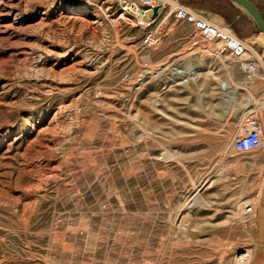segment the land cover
<instances>
[{"label":"rangeland","instance_id":"rangeland-1","mask_svg":"<svg viewBox=\"0 0 264 264\" xmlns=\"http://www.w3.org/2000/svg\"><path fill=\"white\" fill-rule=\"evenodd\" d=\"M163 1L147 47L119 0H0V264H250L264 146L232 139L262 74L171 5L264 36L236 4Z\"/></svg>","mask_w":264,"mask_h":264},{"label":"built area","instance_id":"built-area-1","mask_svg":"<svg viewBox=\"0 0 264 264\" xmlns=\"http://www.w3.org/2000/svg\"><path fill=\"white\" fill-rule=\"evenodd\" d=\"M157 5V13H161L166 7L164 1L156 3V0H119L120 15L133 26L143 30V42L147 47H154L160 42V31L153 28L157 17H150L152 9ZM171 13L177 21L191 24L203 40L220 43L221 50L230 53L237 60L248 79H252L260 71L264 91L263 57L253 49V43L233 35L227 29L194 13L187 6L177 3L171 5ZM263 146L262 125L252 112L245 113L241 118L239 132L233 136L232 147L238 152L245 153ZM250 210L248 207L247 211Z\"/></svg>","mask_w":264,"mask_h":264},{"label":"crops","instance_id":"crops-1","mask_svg":"<svg viewBox=\"0 0 264 264\" xmlns=\"http://www.w3.org/2000/svg\"><path fill=\"white\" fill-rule=\"evenodd\" d=\"M203 1L233 4L231 2L223 1V0H203ZM259 11L261 12L262 17L264 18V13L260 9ZM205 15L207 16V14ZM253 44H255L257 48L261 51V55L263 57L262 61L264 63V46L258 44L257 42H254ZM259 73L261 72L259 71ZM256 115L259 117L258 120L264 130V108L262 109L261 113L259 114L256 113ZM253 237H254L253 238L254 248H253V255L251 257L250 264H264V206L263 205H258L255 208Z\"/></svg>","mask_w":264,"mask_h":264},{"label":"water","instance_id":"water-1","mask_svg":"<svg viewBox=\"0 0 264 264\" xmlns=\"http://www.w3.org/2000/svg\"><path fill=\"white\" fill-rule=\"evenodd\" d=\"M223 1L231 2L233 4L240 6L242 9H244L248 13V15L251 17L255 27L264 36V18L262 17L261 12L255 5H253L248 0H223ZM157 9H158V6H155L152 9L153 16H155Z\"/></svg>","mask_w":264,"mask_h":264},{"label":"bare ground","instance_id":"bare-ground-1","mask_svg":"<svg viewBox=\"0 0 264 264\" xmlns=\"http://www.w3.org/2000/svg\"><path fill=\"white\" fill-rule=\"evenodd\" d=\"M219 46H220V43H219ZM202 48H209L208 46H202ZM220 49H221V46H220ZM215 51H216V49H215ZM216 53H217V55H219V52H217L216 51ZM225 62H223V64H224ZM264 95V94H263ZM253 105H254V108H253V111L255 112H252L253 113V115L258 119L259 117L256 115V113H261V111H262V109L264 108V96L263 97H260V98H258V99H255L254 101H253ZM239 132V128H238V130H237V133ZM253 157V156H252ZM245 255H243L242 254V256H240L239 257V259H242L243 257H244Z\"/></svg>","mask_w":264,"mask_h":264}]
</instances>
